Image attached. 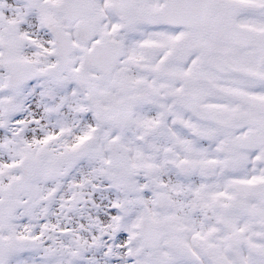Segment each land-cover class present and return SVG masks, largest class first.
<instances>
[{"label":"snow or ice","instance_id":"6c2138e0","mask_svg":"<svg viewBox=\"0 0 264 264\" xmlns=\"http://www.w3.org/2000/svg\"><path fill=\"white\" fill-rule=\"evenodd\" d=\"M0 264H264V0H0Z\"/></svg>","mask_w":264,"mask_h":264}]
</instances>
